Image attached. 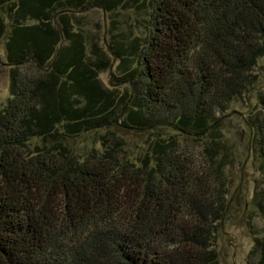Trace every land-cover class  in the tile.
Listing matches in <instances>:
<instances>
[{
    "label": "trees",
    "instance_id": "obj_1",
    "mask_svg": "<svg viewBox=\"0 0 264 264\" xmlns=\"http://www.w3.org/2000/svg\"><path fill=\"white\" fill-rule=\"evenodd\" d=\"M124 1L149 33L129 46L112 36L109 56L72 31L76 0H0V264H218L216 114L264 56V0ZM114 59L121 93L99 78ZM257 103L249 123L264 164V87ZM118 128L156 134L132 158ZM99 130L98 148L70 146ZM255 248L264 264V241Z\"/></svg>",
    "mask_w": 264,
    "mask_h": 264
},
{
    "label": "rangeland",
    "instance_id": "obj_2",
    "mask_svg": "<svg viewBox=\"0 0 264 264\" xmlns=\"http://www.w3.org/2000/svg\"><path fill=\"white\" fill-rule=\"evenodd\" d=\"M76 1L78 7L69 15V21L72 31L82 35L88 53L96 46L97 52L102 50L111 56L105 42L112 36L125 46L137 37L142 42L147 38L149 29L145 14L129 7L125 1L121 0L111 11L87 5L88 0ZM4 41V38L0 41V109L9 96ZM117 64L116 59L112 60L111 65L99 73V78L106 87L121 93L126 85L121 82L122 73ZM250 80L252 83L243 95L233 99L222 112L216 114L224 144L218 160L220 175L216 185L225 206L221 219L215 223L211 240L218 264H256L259 251L255 242L264 241V164L254 148L249 123V119L256 115L257 97L264 87V56L252 69ZM165 131L172 132L170 129ZM103 133L104 130H99L82 135L70 140V146L79 154L98 148L99 136ZM115 133L126 142L124 147L132 158L144 153L147 142L156 134L119 128ZM191 143L197 147L201 142L193 140Z\"/></svg>",
    "mask_w": 264,
    "mask_h": 264
}]
</instances>
